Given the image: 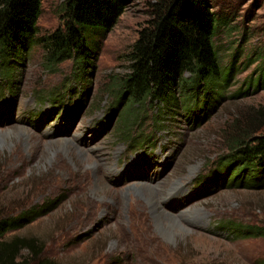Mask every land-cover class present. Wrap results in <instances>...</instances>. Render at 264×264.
<instances>
[{"label":"rangeland","instance_id":"obj_1","mask_svg":"<svg viewBox=\"0 0 264 264\" xmlns=\"http://www.w3.org/2000/svg\"><path fill=\"white\" fill-rule=\"evenodd\" d=\"M66 1L43 0L39 36L63 25ZM157 1L129 0L101 37L87 101L74 123L70 114L57 119L50 98L74 78L73 61L51 68L36 46L11 82L0 65V94L15 95L5 98L11 97V112L0 120V215L52 207L6 238L40 241L43 256L60 264H264V236L237 230H264V189L195 195L239 132L264 129V89L250 85L263 70L264 0H217L235 20L215 39L222 68L233 64L234 71L225 99L204 125L193 128L149 104L131 118L122 106L104 128L118 97L114 82L128 73V55ZM52 110L53 118H40ZM144 164L149 173H138ZM161 211L169 215L163 229L156 224ZM176 216L181 227L171 228Z\"/></svg>","mask_w":264,"mask_h":264},{"label":"trees","instance_id":"obj_2","mask_svg":"<svg viewBox=\"0 0 264 264\" xmlns=\"http://www.w3.org/2000/svg\"><path fill=\"white\" fill-rule=\"evenodd\" d=\"M128 2L67 0L63 25L42 37L38 23L43 0H0V65L6 81L11 82L17 69L23 70L36 46L44 49L51 68L65 60L73 61L74 81L63 85V89L52 93L50 98L54 112H58L57 119L70 114L74 123L87 101L101 37L115 27ZM217 5V0H158L151 5V19L139 32L128 55L129 71L114 82L118 97L104 128L110 126L122 106V115L128 114L131 118L142 106L153 104L160 108L159 113L170 118L182 116L196 129L214 116L225 99L224 92L230 86V75L234 71L233 64L222 68L215 39L220 30L229 29L235 20L230 17L228 6L218 5L217 9ZM259 56L263 70L251 80L253 84L250 83L256 92L264 89V48ZM12 85L14 87V83ZM9 93L14 95L11 90L0 94L2 122L11 112V97L5 99ZM53 116L52 110L40 118L48 121ZM239 134L241 138L233 144L230 153L216 163L206 182L195 191L196 196L209 197L227 189H264V129ZM150 169L149 164H144L137 172L148 174ZM51 208L42 204L16 217L0 215V264H60L43 256L40 241L6 238L9 232L48 214ZM237 230L245 237L264 236L262 228Z\"/></svg>","mask_w":264,"mask_h":264},{"label":"bare ground","instance_id":"obj_3","mask_svg":"<svg viewBox=\"0 0 264 264\" xmlns=\"http://www.w3.org/2000/svg\"><path fill=\"white\" fill-rule=\"evenodd\" d=\"M0 137H2V135L0 134ZM32 137V136H31ZM30 138V137H29ZM29 140V139H28ZM64 147H67V142L66 141H64L63 142V144H62ZM70 147V146H69ZM67 149V148H66ZM82 154V153H81ZM89 158V157H88ZM98 185H100V183L98 184ZM144 185V184H143ZM103 186V185H102ZM143 187V186H142ZM103 188H104V186H103ZM152 189V188H151ZM160 189V188H159ZM138 190V189H137ZM136 190V191H137ZM163 190V189H162ZM133 191V190H132ZM139 191V190H138ZM134 192V191H133ZM143 193V192H142ZM145 194H147V193H145ZM155 198V197H154ZM157 198V197H156ZM157 201V200H156ZM169 217V215L167 214V213H164L163 211H161L160 212V216L158 217V221L156 222V224H157V226L158 227H160V229H163L162 228V219H166V218H168ZM170 227L171 228H173V227H181V225H179V223H178V220H177V216L174 218H170Z\"/></svg>","mask_w":264,"mask_h":264}]
</instances>
